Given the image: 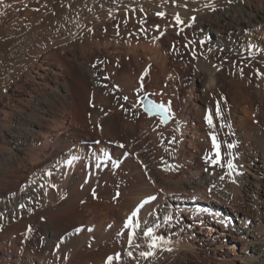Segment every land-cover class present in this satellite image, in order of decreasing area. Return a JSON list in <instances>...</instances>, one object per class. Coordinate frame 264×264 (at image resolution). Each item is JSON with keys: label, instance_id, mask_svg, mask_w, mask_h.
I'll return each instance as SVG.
<instances>
[{"label": "rangeland", "instance_id": "rangeland-1", "mask_svg": "<svg viewBox=\"0 0 264 264\" xmlns=\"http://www.w3.org/2000/svg\"><path fill=\"white\" fill-rule=\"evenodd\" d=\"M27 1L28 0L25 1L4 0L3 7L1 6V2H0V16L2 15L0 17V37H1L0 40L2 39L0 42L2 43L3 41L6 44L7 42H10L9 45L7 44L9 46L7 50L10 51L9 54H11L12 52V55L17 56V57L10 56L8 59L7 56L9 54L6 53L4 58L7 57L9 61L10 59L12 60V58L13 59L17 58L16 59L17 61H15V59L13 60L16 63L22 60L23 58L26 59L25 56L26 54H27V58L30 55H32V51L30 49L29 50L31 52L27 49L30 53L26 51V49L24 50L22 43L23 41L21 40V36L23 39L26 36L25 35L26 33L29 34V28L28 29L26 28V12L29 6L30 7L38 6V8H40L39 11L54 13L55 17L58 15L57 17L59 18L56 17V19H54L53 21V23L57 24L68 16L65 9H69V7L71 9L72 7L71 10L74 11L73 6L71 5L72 3H76L78 0H53L55 2H52V0H46L45 3L40 2L41 4H39V2H36L35 5H32L30 0L28 2ZM56 2L58 4H55ZM47 3H49L50 5H47ZM45 4L47 6H45ZM249 8L260 9L264 13V0H252V3L250 4ZM4 9H6V11ZM52 10H55V12L54 11L52 12ZM158 15L159 14L157 13V16ZM60 17H63V19H60ZM55 20H57L58 22ZM140 21H138V26L140 27L136 30V32L134 33L130 32L128 36L131 35V37H127V39L130 40L139 39V41H144V43L147 45V47H145L146 48L145 50L141 49L140 57H135L133 54L126 55L122 52H119L118 49L116 50L114 46H105L104 43L101 44L102 42L99 40H102V38L106 36L105 34H108L106 27L103 26L102 29L100 28L101 32L99 33L94 32V34L91 32V35H93L94 43L96 42L97 44L98 43L101 44L99 46H97L96 43L95 44L90 43L93 42V39L92 41L88 39L89 40L88 42L86 40V36L84 35V33L81 38L78 37L72 39V38H65L64 36L63 37L64 40L63 38H60L59 42H57L55 45H52V47H48L52 51L56 50L58 53V58L52 57L53 58L52 69L50 68L45 70L42 69L39 65H35L34 67H31L29 65V67L26 68L25 65L26 63H24L23 65L24 67L22 66L23 67L21 72L22 74L19 73L18 69L16 71L15 70L16 68H14L13 66L11 67L12 72L6 73L7 72L6 71L2 75V77H0V80L2 82V84L0 85V94L2 93L4 96L2 97V99L0 98V108L3 106V103L7 102L9 99H10L9 101L12 102L10 104V107H6L8 109L7 116L6 117L0 116V169H4L6 171L5 168L6 166H13L9 169L7 168L8 172H3V173L11 174V177L14 178L15 181L19 180L20 182L24 180L23 183H25V185L26 183H28V181H34L33 178L37 177L38 174H41L40 169L38 171H34V170L31 171V168H28V166L30 167L31 165L29 161H26L25 159L26 154L23 152H26L25 150L27 149H28L27 152L29 151L32 152V150H38V148H40L42 144L41 142L42 138L40 137V135H38L39 137L36 136V134L33 135V139L32 136L29 135L32 134V131L28 123H29V118L30 119L33 118V120L36 121L38 117L39 118L37 119V122L41 120L42 122H44L43 112L40 107H37L42 104L44 105V103L42 101H39L38 103L36 102V99H43V100L47 99L46 102L50 103L52 106L54 105L55 109H57L56 111L58 116L57 119L55 118L57 124H60V121H62L64 122L65 126L68 125L70 126V128H73L71 129V132L74 130L73 132L75 139H77L78 136H79L78 138H80L81 135H84L86 137V140L88 139L87 141L91 143L93 142L92 144H94V146H96L98 149H102L100 150L101 152H103V149L109 150L108 156H106L105 159L103 158L104 160L102 159L103 164L101 167L103 169H107V170L116 169L118 165H121L122 162L127 158L133 159V166L132 165L130 166L131 168H130L129 178L138 177V180L131 181V184L128 186L129 189L127 192L128 194L126 193V198L129 196V198L132 201L131 206L133 207L131 208L132 211L134 212L133 213L134 215L136 212L135 209L137 207L136 203L138 197L143 195V193H145L146 191H148L150 187L153 188L159 187V189L157 188L158 191L161 190L164 193L168 192L166 189L167 183L163 184L162 187L156 184L160 182L159 177L161 178V175L168 176L171 175L172 173L173 176L178 178V176H180L183 173V172L166 173L163 169L164 167L158 164V160H162L163 164H165V167H168L169 170L172 169L173 164L171 163L175 160V156L177 155V150L179 149H184V152H186L187 155H189L191 152L199 153V155H201L197 158V160H195L193 166L198 167V169L204 168L203 172L205 176L208 177L210 176L209 179L207 178L204 179L203 181L207 185L206 187H208L209 192L212 191L211 193L213 194L212 196L214 197L212 198L217 204L214 206V209H219L216 210V214L218 216L224 215V213H226L225 211L223 213V211L220 209H225L228 208L229 206L230 209H241L242 207L238 208L241 205H235L233 203H230L227 201L228 199H224V197H222L219 193L217 194V188L220 180L217 178V176H215L217 175L216 162H218V160L220 159L222 165L225 166L228 165V163H230V162L227 163L229 158H230L229 161L233 159L232 156L239 157L240 143L244 145L246 141V138L244 135H242V133L243 132L246 133V130L248 131L249 135H252L250 138H255V139L258 138L257 140H259V138L261 139V137L262 139L264 138L263 135L264 134V83H262L264 82V49H260L259 51L257 50L249 51L248 49L243 48V52L242 51L236 52L238 50L234 52V48H233L234 43L232 42V39L230 40L228 39L222 42L219 41L218 38L220 37L221 33H218V31H214L215 29L214 26L208 25L207 22L204 23L203 21L200 20L196 21L193 26L187 27L185 22L180 17H176V19L173 20V23L169 24L168 22H166L165 24H162L159 22L156 15L144 14L143 19H141ZM212 25H215V23L212 22ZM116 28H118V26H116ZM239 32L240 31H237V34H239ZM116 35L118 36V34ZM229 35L232 36L233 34L229 33ZM81 39L82 40L84 39L86 42L84 40L82 41ZM5 40L8 41L6 42ZM17 40L22 41L20 42V46L22 50L17 48L19 47V45L17 46V44L19 43V41ZM104 40L107 41L106 38ZM16 41L18 42L17 44ZM14 43L16 47L14 46ZM111 49L113 51L116 50L114 51L115 53L112 52ZM155 49L157 50L159 49V52H157L156 50V53L158 55H155L156 54ZM16 50L17 51L20 50V51L17 52ZM149 53L152 54L150 55ZM156 56L157 59L155 58ZM164 61L165 64H161L164 63ZM140 63L143 66L139 65ZM165 65H169L168 66L169 69L166 68L162 70V68ZM206 68H210V69L207 70ZM28 69L31 75L27 73ZM209 71L214 72V76H215L214 85L212 88L204 89L203 83L200 81L201 77L199 78V74L201 76L207 75L208 77L210 76ZM0 74H1V69H0ZM17 80L19 83H17L16 87H14L13 84L11 85L8 84L9 81L11 82ZM64 81H67L70 87L71 99L69 101L70 102L69 104L66 101H64V99L60 98V92H58V90L56 89V85H58L57 82L62 83ZM238 81L240 82L238 83ZM46 82L47 83L50 82V84L53 85H50L51 86L50 87L45 84ZM236 85L237 86L240 85L238 86V89L239 87L240 89L235 94L236 90H238ZM231 86H233V89H235L233 92L231 90L232 89ZM241 87L243 91L241 90ZM246 92L249 93L250 95L247 94ZM232 93H233V97L231 95ZM237 94L239 96H237ZM244 94L246 96L248 95L249 96L245 98L246 96H244ZM252 95L254 96L252 97ZM145 96H151L156 101L163 103L167 107L168 113L171 116L170 122L165 124L163 123L159 115L150 116L143 109L142 100ZM242 99L244 100L242 101ZM58 100L59 101L61 100L62 102L59 103ZM64 107H68V108L65 109ZM70 112L73 114H71ZM34 113L37 114L36 116L38 115L39 116L35 117ZM65 113L68 114L67 118H65L66 121L62 120L63 119L62 116ZM126 115H128L129 117V121L131 122L130 124L126 123L127 121L125 120ZM198 116L201 117L200 120L198 119ZM72 117L73 119L71 120ZM244 117H249L248 119L252 121L246 120ZM55 119L54 121L53 120L50 121V123L48 122V125L50 124L49 125L50 127L54 124L57 125ZM153 120H155L156 123L155 121L154 123H151V121L153 122ZM51 122H54V124ZM106 123L111 124V131L107 132L108 134L103 131H100L103 130L104 126L107 125ZM169 123H171V125H169ZM75 124H77L78 126ZM57 126H52L51 128L54 127L53 128L54 130H56L55 128H57L56 131H58L59 129V133L64 134L65 127L61 125L63 127L58 126L60 127L58 128ZM174 126H176L175 129ZM193 126L197 127V129H194ZM208 126H210V131L212 128L211 131L212 134L210 133L211 134L210 138L212 140L211 139L210 140L213 143L211 144L210 142V145H208L209 148L206 147L207 152L205 155V152L202 153L200 152V150L198 149L199 146L197 147L193 143H189V139L195 140V138H197L200 135L196 131L198 129L200 132L206 133L207 132L206 127ZM183 128H185L186 131L191 134L186 133L184 134L185 137L182 136L180 134V131ZM27 129L28 131H26ZM176 130H178L179 133L176 132ZM83 132L86 133L84 134ZM254 134L257 135V138ZM22 135H29L31 138L24 141V138H20ZM179 135L182 137H180ZM14 138H18V139L14 141ZM200 138H201L200 140H203L202 136H200ZM180 140L184 142H180ZM162 142L164 145L161 144ZM19 147L22 149H20ZM18 149L20 151H17ZM12 150H16L18 153H20L21 157L23 156L25 160L22 162V164L21 162L16 163L15 161L11 160L9 156L11 155ZM211 160L212 162H210ZM136 166H138V169L140 170V173L142 174L143 178H145V180L139 178L138 176L139 173L137 172V169H135ZM213 166H215L216 168L215 167L213 168ZM41 170L43 173L45 172L43 169ZM9 171L11 172L9 173ZM158 171H160L161 173ZM229 179L233 180L232 178ZM168 183H169L168 186L170 185L173 191H175L174 190L175 183L172 181ZM224 183L227 184L228 183L227 180L226 182H223V184ZM51 188H54V186ZM240 189L241 191H238V193L244 195L247 194L245 190H243L242 188ZM93 190L92 189L90 190L88 196L87 195L83 196L84 195L83 194L82 196H80L81 198H79L77 194L71 195L69 189L66 192L62 191L59 193V199L57 200L60 210L53 209L57 213H54L52 209L47 211L48 214L44 212L45 214L44 216L46 219L54 218V220L60 221L64 229L67 230L68 227L70 228V226H72L70 228L72 232L69 229L67 230L66 234L65 233L61 234V232L59 231L57 232L55 231V234L57 236V241L59 243L61 242L62 238L66 239L68 235L71 234L73 235L71 237H73L74 241L73 243H70V247L71 248L73 247L76 250V253L80 251H86V253L82 252V254L80 255L79 262L82 261L85 264H93L94 262L91 256L95 254L96 256L97 255L99 256V254L101 253L102 255L103 253L105 255V250L106 251L108 250L107 252L112 250V252L107 255L105 261H108L109 258L112 259L113 256L117 255V254L115 255L113 254L114 253L113 251H115L116 248L115 250L114 249L109 250L110 246L112 247L113 242L114 243L116 242L117 246H119L118 249H120V247L121 249L117 252L118 261H113L111 264H127L129 260L135 261L137 264H141V263L143 264V262L146 263V260L148 261V255L155 254L154 253L155 250L157 251V254L162 250L164 253L166 252V250L164 249L165 247H163L162 244H159L158 246H154L153 248H150L149 246H143L140 249H137L136 251L137 253L134 251L133 253H129L128 255H125L124 254L125 247L129 250L131 249V247L128 245L130 243L129 242L130 238L128 236L132 231H134V226H135L134 224L130 225L132 223L130 221L131 215L128 218H125L124 217L125 215H123V213L120 211L122 209L120 208L121 203H123L126 199L124 200L121 197V192L115 186L113 187V191L111 192L112 196L104 197L102 199H96V197L93 198L94 197ZM117 190L118 192L114 195V192ZM173 191L169 193L173 194ZM89 195H91L92 197ZM247 196L249 197V195ZM66 197H69L70 200L68 201L69 198ZM94 199L99 200L100 204L98 203V201L96 200L94 201ZM89 200H91V202ZM92 200L98 203L99 205L98 208L100 209L108 208V214L106 215L112 216V218L109 216L105 218V213L102 214L103 218L101 219L105 220V222L108 221V223L104 228L97 229L96 226L88 227L86 221L80 223L81 221L78 220L85 212V211L83 212L81 211L82 210L81 208L83 206L80 207L78 206V204L87 205V203L89 202L92 203ZM220 201L222 202L224 201V202L222 203ZM62 202L64 203V205L65 202H67V204L70 202L69 203L70 205L68 204L67 206L66 204L64 207ZM62 205L64 208H62ZM36 209H39V205L36 206ZM214 209L211 211L214 212ZM233 211L235 210H232L230 213L226 214V215H232L234 217V219L231 216L229 217L233 221L232 226L226 223V221L228 220V216L222 219V223L223 224L226 223L227 225L222 224V226L221 224L217 225L214 222V219L212 218L211 215L212 213L207 215V219H203V218L200 219L199 217L200 220H198V218H196L197 220V223L195 224L196 233L194 235L197 236V234H199L198 238H204V240L200 242L192 241L191 242V245L193 246L192 252L184 254V257L181 259L180 264H221L223 261L228 263L232 262L230 264H236L234 262V261L237 262L238 260V259H234L236 255H240V254L247 255L248 252L246 253L241 251L243 238L241 237L242 235L236 230L235 227V225L241 223L242 220L240 221L239 218L241 217L242 213L241 214L238 213V215L235 216L233 214L234 213ZM32 212L33 210H31V214ZM49 212L54 214H51ZM59 212L60 214H58ZM15 214H17V211H15ZM49 214L51 215L49 216ZM55 214L61 216L59 217L57 215L58 217L57 219ZM88 214H86V217L88 218L90 216L89 218H91L92 216L91 213L88 212ZM112 214L115 215L113 216ZM181 214L185 220L189 218L184 213ZM23 216L24 214L21 213L19 218L22 219ZM15 218L17 219V217ZM108 218H110V220ZM251 219L252 218H247V221L250 222ZM37 220L38 219L31 220L28 223L29 225L27 227H26V222H24L23 223L24 228L22 227L23 225H21L23 229L20 228L19 234H21L22 231L27 229L28 234L26 231H24L22 232L23 235L21 234L22 237L23 236L25 237V235L27 234L28 236L27 238H29V240H32L33 242H37L39 244L41 239L40 235L43 234L44 227H41L40 225L41 223L39 222L37 223ZM119 220L121 224L120 229L119 230L113 229L112 224L113 223L119 224ZM178 221L180 223V219H178ZM188 224H191V221H188ZM212 228H214L215 230ZM166 233L167 231L164 232V234ZM195 238L196 237H194L193 239ZM98 239L103 241L102 245L101 246L98 245V247L95 248L94 251H92V249H94L93 243ZM203 241H204V245H202ZM109 243L111 245H109ZM162 253H159L158 256H161ZM0 255H1V251H0ZM158 256L155 259L156 261H158V259L160 258ZM84 260H86V262Z\"/></svg>", "mask_w": 264, "mask_h": 264}, {"label": "bare ground", "instance_id": "bare-ground-1", "mask_svg": "<svg viewBox=\"0 0 264 264\" xmlns=\"http://www.w3.org/2000/svg\"><path fill=\"white\" fill-rule=\"evenodd\" d=\"M3 1L4 0H0L2 7L4 4ZM30 2L32 3V5H35L36 2H39V4H41L40 2L45 3L46 0H30ZM52 2H55V1L52 0ZM251 3H252V0H244V2H243V0H78L76 3H72V5H71V6H73L74 11L71 10L72 7H71V9H70V7H69V9H65L63 7L66 10L68 16L64 20L60 21V23H57V24L53 23V21H54V19H56V17L58 15L55 17L54 13L39 11L40 8H38V6L37 7H30L29 6V8L26 12V28L27 29L29 28V34L26 33L25 34L26 38L24 37L23 39H22V36L20 35L21 40L23 42L17 40V41H19V43L16 41V44L18 43L17 46L19 45V47H17V48L21 49L20 42H22L24 50L26 49V51H28L30 49L32 51V55H30L27 58V54L25 55L23 53L26 56V59H24V58L22 59L23 61L20 60L19 62L16 63L13 61L15 58L14 59L12 58V60L10 59V61H9L8 59L10 56L11 57L16 56V55H12V52H11V54H9L10 51L7 50L10 42H7L8 40L7 41L5 40L8 45L6 43H4L3 41H2V43L0 42V69H1L0 77H2V75L6 71H7L6 73L12 72L11 67H13V66H14V68H16L15 69L16 71L18 69L19 73H21L22 69L24 67L23 66L24 63H26L25 64L26 68L29 67V65L31 67H34L35 65H39L42 69H45V70L50 69V68L52 69V66H53V61H52L53 58L52 57L58 58V53L56 50H55L56 52L52 51L48 47H52V45H55L57 42L60 41L59 39L63 38L64 36H65V38H72V39L78 38V37L81 38L83 33L86 36V40L88 42H89V40L92 41L93 35H91V32L93 34H94V32L99 33V32H101L100 28L102 29L103 26L106 27L108 34H105L106 36L104 38H102V40L98 39L99 41L102 42V43L100 42L101 44L104 43L105 46H114L116 48V50L118 49L119 52H122L126 55H128V54L132 55L133 54L135 57H140L141 49L145 50L146 49L145 47H147V45L144 43V41H139V39L130 40V39H127V37H131V35L128 36V34H130V32L131 33L136 32V30L140 27V26H138V21L143 19L144 14L156 15L159 22L162 24H165L166 22H168L169 24L173 23V20L176 19V17L182 18V20L185 22L187 27L193 26L195 24V22L198 20L203 21L204 23L207 22L208 25L215 27L214 31H218V33H221L220 37L218 38L219 41L222 42V41H225L228 39L229 40L232 39V42L234 43V46H233L234 52L236 50H238L236 52H241V51L243 52V48L248 49L249 51L250 50L259 51L260 49H264V13L260 9L249 8ZM55 4H58V3L56 2ZM47 5H50V4L47 3ZM47 5L45 4V6H47ZM59 6H61V5H59ZM54 9H56V8H54ZM4 10L6 11V9H4ZM53 11L55 12V10H52V12ZM157 13L160 16L159 15L157 16ZM57 18H59V17H57ZM60 19H63V17H60ZM55 21H57V20H55ZM212 22L215 23V25H212ZM216 24L219 26H217ZM116 26H118V28H116ZM237 31H240L239 34H237ZM229 33L233 34V35L230 36ZM116 34H118V36ZM134 36H136V35H134ZM98 37H100V36H98ZM105 38L107 39V41L104 40ZM17 39H20V38H17ZM95 39H97V38H95ZM63 40H64V38H63ZM90 43L95 44L96 42L94 43V39H93V42H90ZM81 44H82V42H81ZM101 44L96 43L97 46H99ZM12 45H13V43H12ZM14 46H15V43H14ZM84 47H85V44H84ZM159 49L158 50L155 49V53H156V50H157V52H159ZM116 50H114V51H116ZM18 51H20V50H18ZM114 51L112 50V52H114ZM17 52H14V53H17ZM6 53L9 54L7 56L8 59H7V57L4 58ZM155 55H158V54L156 53ZM113 57H115V56H113ZM155 58L157 59V56ZM16 59H15V61H17ZM18 59H20V58H18ZM139 60H141V59H139ZM75 61H77V60H75ZM161 64H165V61H164V63H161ZM139 65H141V63ZM141 66H143V65H141ZM168 66L169 65H165L162 68V70L166 69V68L169 69ZM218 67H219V65H218ZM206 69L209 70L210 68H206ZM121 72H122V70H121ZM27 73L29 75H31L29 69H28ZM154 73H156V72H154ZM209 74H210V76H208V77H207V75L201 76L199 74V78L201 77L200 81L203 83L204 89L205 88H212L214 85V81H215L214 72L209 71ZM153 77H154V75H153ZM237 78H238V76H237ZM126 79H127V77H126ZM155 79H156V77H155ZM228 80H229V78H228ZM241 80H242V78H241ZM105 81H107V80H105ZM136 81H138V80H136ZM0 82H1V80H0ZM239 82L240 81H238V83ZM17 83H19L18 80L17 81H11V82L9 81L8 84H10V85L13 84L14 87H16ZM262 83H264V82H262ZM1 84H2V82L0 83V85ZM45 84L48 86L53 85V84H50V82H48V83L46 82ZM57 84L58 85H56V89L58 90V92H60V98L64 99V101H66L69 104L70 103L69 101L71 99L70 98L71 92H70V87H69L68 82L67 81H64L62 83L57 82ZM240 84H243V83H240ZM245 84H246V82H245ZM3 85H4V83H3ZM238 86H240V85H238ZM238 86H237V89H238ZM50 87H49V89H50ZM231 87H232L231 90L233 92L235 89H233V86H231ZM239 89H240V87H239ZM239 89L236 90L235 94L237 93V91H239ZM241 90H242V87H241ZM83 92H84V90H83ZM15 94H13V95H15ZM247 94H249V93H247ZM231 95L233 97V93ZM239 95H240V92H239ZM239 95L237 94V96H239ZM19 96H21V95H19ZM202 96H203V94H202ZM244 96H246V95L244 94ZM248 96H246L245 98H247ZM253 96L254 95H252V97ZM2 97H4V96L1 93L0 98L2 99ZM58 97H57V99H58ZM234 99H235V97H234ZM244 99H242V101ZM9 100L7 102L3 103V106L0 108V116L1 117L7 116V113H8L7 110L8 109L6 107H10V104L12 103ZM46 100L36 99V102L39 103V101H42L44 103V105L42 104V105L37 106V107H40L42 112H43L44 122H42V120L37 122L39 115L36 116L37 114L34 113L35 117H38V118L37 119L35 118L36 121H34L33 118L32 119L29 118V123H28V125H30L31 131H32V134H29V135L32 136V139H33V135H35V134H36V136L40 135V137L42 138L41 139L42 144H41L40 148H38V150H32V152H30V151L27 152L28 149L26 148L27 149V150H25L26 152H23L26 154V155L24 154L26 156V158H25L26 161H29L30 165H31L30 167L28 166V168H31V171H33V170L38 171L40 169L41 174H38L37 177L33 178L34 181H28L29 179L26 180V181H28V183H26V185H25V183H23L24 180H22L20 182H19V180L15 181V179L11 177V174L3 173V172H8V169L13 167V166H6L5 167L6 171L4 169H0V198H1L0 199V251H1L0 264H85L82 261H80L81 262L80 263L79 258H80V255L82 254V252L86 253V251H80V252L76 253V250L73 247L72 248L74 250L70 247V243H73V241H74L73 237H71V236H73L72 234L68 235L66 237V239L59 237V238L63 239V240L61 239L60 243L57 241V236L55 234V231L56 232L59 231V232H61V234L62 233L66 234L67 230H69L72 226H70V228L66 227L67 228V230H66V229H64V227L62 226L60 221H58V220L56 221V220H54V218L53 219H49V218L46 219L44 216L45 215L44 212L47 213L48 210L52 209V211L54 213H57L53 209L60 210L59 204L57 203V200L59 199V193L62 191L66 192L69 189L71 195L77 194L79 196V198H81L80 196H82L83 194H84L83 196H85V195L88 196V194L90 193V190L94 189L93 190L94 191L93 192L94 193L93 198L96 197V199H102L104 197L112 196L111 192L113 191L114 186L117 187L119 189V191L121 192V197L124 200L126 199L123 203H121L120 208H122V209L120 211L123 213V215H125L124 216L125 218H128L131 215L130 221L132 223L130 225H132V224L135 225L134 231H132L130 233L131 235L129 234V236H128L130 238L129 239L130 243L128 245L131 247V249L129 250L125 247V249H124L125 255H128L129 253H133L134 251L136 252L137 249H140L143 246H149L150 248H153L154 246H158L159 244H162L163 247H165L164 249L166 250V252L164 253L162 250L161 252H159V253L163 252L162 255L158 256L159 253L157 254V251L155 250V252H154L155 254L148 255V261L146 260V263L143 262V264L144 263L145 264H180L181 259L184 257V254L192 252L193 246L191 245V242L192 241H199L200 242V241L204 240V238H198L199 234H197V236L194 235L196 233V231H195V226H196L195 224L197 223L196 218H198V220H200L201 218L207 219V215L212 213L211 215H212V218L214 219V222L217 225L221 224V226H222V224H223L222 219H224L228 216V220L226 221V223L228 225L230 224V226H232L233 221L229 217L231 216L233 219H234V217L232 215H226V214L230 213L232 210H235V211H233L234 212L233 214L235 216H237L238 213L239 214L242 213L241 217L239 218V220L240 221L242 220V221L240 224L235 225V227H236V230L242 235L241 237L243 238L241 251L246 252V253L248 252V254L247 255H245V254L236 255L234 257V259H238V260H237V262L236 261H234V262L236 264H238V262H239V264H264V138L262 139V137H261L262 140L260 138H259V140H257L258 138H257V135H255V134L254 135L256 136L257 139L250 138L252 135H249L248 131L246 130V133L245 132L242 133V135H244L246 138L245 144L243 145L240 143V146H239L240 148L238 147L239 148V157H233L232 156V158H233L232 160L229 161L230 158L228 159V161L225 160V161H227V163L230 162V163H228V165H225V166L222 165L220 159L218 160V162H216L217 166L215 165L216 163L214 164L217 167V172H216L217 175H215V176H217V178L220 180L219 185L217 184L218 185L217 194L219 193L222 197H224V199H228L227 201L230 203H233L235 205H241L238 207V208L242 207L241 209H230L229 208L230 206L228 205L229 206L228 208L220 209L223 211V213H224V211L226 213H224V215L218 216L216 214V210H219V209H214V206L217 204L215 203V201L213 199L214 197L212 196L213 195L211 193L212 191L209 192L208 187H206L207 185L203 181L204 179H207V178L209 179L210 176L209 177L205 176V174L203 172V170H204L203 167H202L203 169H200V168L198 169V167L193 166V163L195 162V160H197V158L201 155H199V153H195V152H191L189 155H187L186 152H184V149H179V150H177V155L175 156V160L171 163V164H173L172 169L169 170L168 167H165V164H163L162 160H158V164L162 165L164 167L163 169L166 173L167 172H174V173L183 172L180 175L181 177L178 176V178L173 176L172 173H171V175H168V176L161 175V178L159 177L160 182L156 183V184H158V186L162 187V185L165 183H167V186H168V184H169L168 182L172 181L175 183V188H174L175 191H173V189L171 188L170 185L168 187L166 186V189L168 192H165V193L162 192L161 190L158 191L159 187L153 188V187L149 186L150 189L148 191L143 193V195L139 196L138 199L136 198L137 199V203H136L137 207L135 209L136 212L134 215L133 214L134 212L132 211V208H131V207H133V206H131L132 201L129 198V196L126 198V193L128 192V189H129L128 186L131 184V181L138 180V177L129 178L130 168H131L130 166L131 165L133 166V159L127 158L126 160H124L122 162L121 165H118V167L116 169H111V170L103 169L101 166L103 164V160L105 159V157L108 156L109 150L103 149V152H101L100 150H102V149H98L96 146H94V144H92L93 142L91 143V142L87 141L88 139L86 140V137L84 135H81L80 138H78L79 136L77 137V135H76L77 139H75L74 138L75 137L74 132H73L74 130L71 132V129H73V128H70V126H68V125L65 126L64 122H62V121H60V124L65 127L64 134L59 133V129H58V131H56L57 128H55L56 130L53 129L54 127L51 128L52 126H57V125L61 126V125L57 124V121H56L57 116H58L57 111H56L57 109H55L54 105L52 106L50 103L46 102ZM60 102H62V101L60 100L59 103ZM54 104H55V102H54ZM64 108L66 109L68 107H64ZM258 113H260V112H258ZM71 114H73V113H71ZM126 114H127V112H126ZM201 114H203V113H201ZM243 114H245V113H243ZM67 116H68V114H66V113L63 114L62 120L66 121L65 118H67ZM248 116H249V114H248ZM31 117H32V115H31ZM74 117H76V116H74ZM125 117H126L125 120H127L126 123L130 124L131 122L129 121L128 115H126ZM244 118L246 120H250V119H248L249 117H244ZM54 119H55L57 125H55L54 122H51L54 125H52L50 127L49 126L50 124L48 125V122L50 123V121H52V120L54 121ZM72 119H73V117L71 118V120ZM198 119L200 120L201 117L198 116ZM206 120H207V118H206ZM154 121L155 120H153V122L151 121V123H154ZM218 121H219V119H218ZM250 121H252V120H250ZM74 122H76V121H74ZM58 123H59V121H58ZM155 123H156V121H155ZM106 124L107 125L104 126L103 130H100V131H103L105 133L111 131V124L110 123H106ZM165 124H167V123H165ZM75 125H77V124H75ZM169 125H171V123H169ZM63 126H61V127H63ZM143 126H144V124H143ZM175 127L176 126H174V129H175ZM58 128H60V127H58ZM193 128L197 129V127H195V126H193ZM206 128H207L206 133L200 132L198 129L196 131L200 135L197 138H195V140L189 139V143H193L197 147L199 146L198 149L200 150L201 153L205 152V155L207 152L206 147H208V145H210V142L212 140L210 138V136L212 134V132H211L212 128H211V131H210V126H208ZM245 129H247V128H245ZM26 131H28V129ZM61 132H63V131H61ZM176 132H178V130H176ZM83 133L85 134L86 132H83ZM186 133L188 134L189 132H187L185 128L181 129L180 134L182 136H184V134H186ZM21 134H19V135H21ZM189 134H191V133H189ZM29 135H22L20 138H24V141H26V140L31 138ZM182 136H180V137H182ZM200 136L203 137V140H200L201 139ZM95 138H97V137H95ZM17 139L18 138H14V141H16ZM180 142H184V141L180 140ZM212 143L213 142H211V144ZM161 144H163V142ZM159 145H160V143H159ZM20 149H22V148H20ZM161 149H162V147H161ZM17 151H20V150L18 149ZM17 151L12 150L11 155L9 157L11 158V160L15 161L16 163L21 162V164H22V162L25 159L23 158V156L21 157L20 153H18ZM203 157H205V156H203ZM210 162H212V160ZM215 166H213V168ZM227 168H228V170H227ZM41 169H43L45 172L43 173ZM135 169H137V172L139 173V175L137 174L139 176V178L145 180V178H143L142 174L140 173L138 166H136ZM10 172L11 171H9V173ZM158 172H160V171H158ZM207 175H209V174H207ZM229 178H232L233 180H230ZM155 179H156V177H155ZM226 180L228 183L223 184V182H226ZM222 185H224V186H222ZM53 186H54V188H51ZM240 188L245 190L247 192V194L244 195V194L238 193V191H241ZM163 191H166V190H163ZM172 191H173V194H170ZM117 192H118V190L114 192V195ZM247 195H249V197ZM78 196H76V197H78ZM89 196H91V195H89ZM151 196L154 197V200H152L151 202L141 206V202L143 201V199H145L146 197H151ZM66 198H69V197H66ZM96 199H94V201ZM69 200H70V198L68 199V201ZM75 201H76V199H75ZM89 201L91 202V200H89ZM94 201L92 200V203L89 202V203H87V205L85 204L86 206L84 204L83 205L78 204V206H80V207L83 206L81 208L82 209L81 211L82 212L85 211L83 213L84 216L82 215L78 220L81 221V222L79 221L80 223L86 221V223L88 224V227H95L96 226L97 229H101V228H104L106 226V224L108 223V221L105 222V220L101 219V218H103V216H102L103 213H105V218L109 216V215L108 216L106 215V214H108V208L107 209H100V208H98V206H99L98 203L100 201L96 200V201H98V203L94 202ZM58 202H60V201H58ZM63 202H64V200H63ZM63 202H62V204L64 205ZM220 202H222V201H220ZM71 203H72V201H71ZM79 203H81V202H79ZM66 204H67V202H65V205ZM68 204H67V206H68ZM104 204H106V203H104ZM226 204H228V203H226ZM37 205H39V209H36ZM63 205H62V208L65 207V205H64V207H63ZM213 209H214V212L211 211ZM31 210H33L32 214H31ZM15 211H17V214H15ZM88 212L91 213V215H92L91 218H89L90 216L88 218L86 217V214H88ZM21 213L24 214L22 219L19 218ZM49 213H51V212H49ZM54 213H51V214H54ZM181 213H184L189 218H187L185 220L182 217ZM51 214H49V216ZM58 214H60V212ZM61 214H62V212H61ZM57 215H56V217H57ZM112 215L114 216L115 214H112ZM58 216L60 217L61 215H58ZM15 217H17V219ZM109 217L112 218V216H109ZM199 217H200V219H199ZM208 218H209V216H208ZM247 218H252V219L250 222H248ZM35 219H38L37 223L38 222L41 223L40 224L41 227H44V232L42 235H40L41 239H40L39 244L37 242H33L32 240H29V238H27L28 237L27 236V234H28L27 229L24 230L27 232V234L25 233L26 235L24 234L25 237L24 236L22 237V235H23L22 232H24V231L21 232L22 235L19 234L20 228H22V227L24 228V225H23L24 222H26V227H27L29 225L28 223L31 220H35ZM57 219H58V217H57ZM108 219L110 220V218H108ZM178 219H180V223H179ZM72 221H74V220H72ZM188 221H191V224H188ZM226 223L223 225H227ZM21 225H23V226L21 227ZM120 226H121L120 220H119V224L118 223L112 224V228L116 229V230H119ZM212 229H214V228H212ZM166 231H167V233L164 234V232H166ZM71 232H72V230H71ZM194 237H196V238L193 239ZM189 240H191V241H189ZM96 241L93 243L94 249H92V251H94L95 248L98 247V245L101 246L102 242H103L100 239H98ZM112 244L113 245H112V247L110 246L109 250L110 249L115 250V248H116V250L113 251L114 252L113 254L114 255L117 254V255L113 256L112 259L109 258L108 261H105L107 255L112 252V250H110L109 252H107L108 250L107 251L105 250V255H104V253H103V255L101 253V254H99V256L98 255L96 256V254L91 256V258L94 262L93 264H111L113 261H118V253L117 252L121 249V247H120V249H118L119 246H117L116 242L115 243L113 242ZM109 245H111V244L109 243ZM202 245H204V241H203ZM113 246H116V247H113ZM99 251H100V249H99ZM249 252H250V254H249ZM157 256L160 257L158 259V261L155 260ZM130 259H132V258H130ZM84 261L86 262V260H84ZM218 261H219V259H218ZM219 263H221V262H219ZM230 263H232V262H230ZM230 263L223 261L221 264H230ZM127 264H137V263L135 261L129 260L127 262Z\"/></svg>", "mask_w": 264, "mask_h": 264}, {"label": "water", "instance_id": "water-1", "mask_svg": "<svg viewBox=\"0 0 264 264\" xmlns=\"http://www.w3.org/2000/svg\"><path fill=\"white\" fill-rule=\"evenodd\" d=\"M142 104H143V109L150 116L159 115L163 123L170 122L171 116L168 113L167 107L163 103L156 101L151 96H145L142 100Z\"/></svg>", "mask_w": 264, "mask_h": 264}]
</instances>
